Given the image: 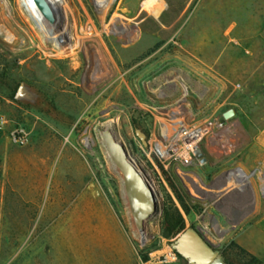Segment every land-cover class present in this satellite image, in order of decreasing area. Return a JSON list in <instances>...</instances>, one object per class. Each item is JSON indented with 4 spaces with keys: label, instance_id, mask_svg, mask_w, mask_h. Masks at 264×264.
Segmentation results:
<instances>
[{
    "label": "rangeland",
    "instance_id": "obj_1",
    "mask_svg": "<svg viewBox=\"0 0 264 264\" xmlns=\"http://www.w3.org/2000/svg\"><path fill=\"white\" fill-rule=\"evenodd\" d=\"M95 1L58 0L59 47L27 0H0V264H187L159 258L175 238L160 235L166 193L176 201L169 180L200 206L185 228L243 264L234 235L259 215L254 193L264 196L253 142L264 128V0ZM183 98L195 118L219 120L231 150L203 142L182 177L157 164L158 210L135 220L101 127L148 171L138 148L154 127L147 109L178 112ZM235 167L249 175L245 192L224 178Z\"/></svg>",
    "mask_w": 264,
    "mask_h": 264
},
{
    "label": "built area",
    "instance_id": "obj_2",
    "mask_svg": "<svg viewBox=\"0 0 264 264\" xmlns=\"http://www.w3.org/2000/svg\"><path fill=\"white\" fill-rule=\"evenodd\" d=\"M161 2L163 4V0ZM187 103V99L183 98L178 106V112L169 111L164 107L155 105H151L147 109L154 120V127L150 136L142 141L138 148L140 156L150 167L148 171L141 170L153 192L152 181L149 177L150 171H155L159 175L157 164L163 167L169 164L175 165L176 173L182 177L185 174H183L181 168L191 163L195 156V150L203 142L207 141L226 151L231 150L233 141L230 132L222 129L219 120L213 117L195 118L191 112L186 111V108H184ZM19 132L23 131L19 130ZM20 138H23V135ZM135 165L137 166L136 163ZM235 168L241 169L240 167ZM162 182L165 185L163 180ZM191 184L193 187L196 185L194 179L191 180ZM165 187L169 191L166 185ZM196 187L201 188L199 184ZM161 251L159 255L160 262L176 260L177 253L169 242Z\"/></svg>",
    "mask_w": 264,
    "mask_h": 264
},
{
    "label": "water",
    "instance_id": "obj_3",
    "mask_svg": "<svg viewBox=\"0 0 264 264\" xmlns=\"http://www.w3.org/2000/svg\"><path fill=\"white\" fill-rule=\"evenodd\" d=\"M35 2L50 23L55 24L63 18L62 8H55L51 0ZM233 115V109H228L222 114L225 119ZM101 137L113 165L120 173L132 218L146 220L158 210L155 193L112 126H102ZM195 154H201L198 148ZM170 246L187 264H226L220 250L193 226L178 233L170 242Z\"/></svg>",
    "mask_w": 264,
    "mask_h": 264
},
{
    "label": "trees",
    "instance_id": "obj_4",
    "mask_svg": "<svg viewBox=\"0 0 264 264\" xmlns=\"http://www.w3.org/2000/svg\"><path fill=\"white\" fill-rule=\"evenodd\" d=\"M159 45L156 44L151 50L146 54L150 53L153 49L157 48ZM164 172V170H162ZM170 188L174 194L176 201L170 194L166 193L165 200L162 204L161 212V222H160V235L166 239L174 238L178 233L185 229V219L183 214L189 216L191 213H198L200 211V206L198 203L193 202V199L187 194L182 192L172 181H168ZM182 210V211H181ZM239 250L247 256L243 264H259V260L244 250L239 245L235 244ZM226 264L228 263L226 261Z\"/></svg>",
    "mask_w": 264,
    "mask_h": 264
},
{
    "label": "crops",
    "instance_id": "obj_5",
    "mask_svg": "<svg viewBox=\"0 0 264 264\" xmlns=\"http://www.w3.org/2000/svg\"><path fill=\"white\" fill-rule=\"evenodd\" d=\"M253 142L256 145V149L259 151V170L264 172V128L256 134ZM260 180L261 184H264V176H262ZM255 183L257 186V178L255 179ZM251 187H254L253 183ZM237 190L239 191L238 187ZM254 196L255 201L252 210H258L259 215L250 222H247L244 227L234 235V242L261 261L264 260V196L262 195L260 199L255 193Z\"/></svg>",
    "mask_w": 264,
    "mask_h": 264
},
{
    "label": "bare ground",
    "instance_id": "obj_6",
    "mask_svg": "<svg viewBox=\"0 0 264 264\" xmlns=\"http://www.w3.org/2000/svg\"><path fill=\"white\" fill-rule=\"evenodd\" d=\"M104 1L105 0H98L97 2L96 1L95 2L98 4H103ZM51 2L55 8H60L58 0H51ZM27 4L29 5L31 13H32L31 19L34 21V23L37 25V27H39V29L46 35L47 39L49 41L50 40L54 41L55 43L56 42L60 43V44H58V46L60 45L59 47H63L64 44L59 41V38L65 37L67 35L66 30L60 29V27H61L60 23L52 24L48 20H46V18L44 17L42 12L38 8L35 0H27ZM234 169H237V170L229 171L224 178L229 180V181L232 180L236 184H238L239 192H245L248 189V184H250L249 175L239 168H234ZM225 197L226 196H223L222 200H220V202L229 203V202H227V198H225Z\"/></svg>",
    "mask_w": 264,
    "mask_h": 264
}]
</instances>
